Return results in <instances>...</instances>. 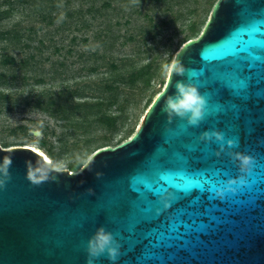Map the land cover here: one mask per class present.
I'll return each instance as SVG.
<instances>
[{
	"label": "water",
	"instance_id": "95a60500",
	"mask_svg": "<svg viewBox=\"0 0 264 264\" xmlns=\"http://www.w3.org/2000/svg\"><path fill=\"white\" fill-rule=\"evenodd\" d=\"M242 23L236 4L217 0L200 34L183 42L173 59L170 68L179 63L184 73L169 71L133 135L115 146L97 149L78 170L54 167L29 145L0 144V167L5 160H11L7 177L0 173V179H4L0 186V264H87V241L101 226L122 243L124 237L116 226L126 222L113 217V206L119 217L127 215L129 206L135 207L132 193L137 191L138 176L164 152V143L172 135L166 130L173 122L178 131L185 133L190 145L198 146L209 172L201 181L199 195L176 210L177 218L186 216L187 221L169 227L166 219L161 220L138 234L139 238H149L158 231L174 233L162 238L170 243L158 257H153V264H264V102L247 106L246 115L251 117L247 122L255 125V131L245 136L243 144L235 143L232 148L226 144L232 138L226 122L214 117V109L210 110L208 103L198 126H189L181 118L169 119L162 110L178 81L194 83L208 101L210 93L202 86L200 69L196 67L223 61L221 67L226 68L234 63L228 58L243 55L244 42L237 39L236 32ZM258 64L256 75L264 78V58ZM215 76L214 73L213 79ZM205 131L223 133L225 148L214 138L201 140ZM237 151L259 163L247 185H233L237 192L226 193L220 203H215L216 187L240 175L238 162L229 155ZM215 152L220 156L216 157ZM161 186L171 185L167 179L154 185L151 192L157 198L162 194ZM190 190L177 188L185 194ZM245 191L249 196L242 199ZM205 192L204 211L198 207L196 211H186L200 205ZM158 206L162 204L158 202ZM97 211L101 214L96 215ZM135 242L129 241L127 251L120 250L115 264H133L128 252ZM94 264L112 262L105 253Z\"/></svg>",
	"mask_w": 264,
	"mask_h": 264
},
{
	"label": "rangeland",
	"instance_id": "374dc122",
	"mask_svg": "<svg viewBox=\"0 0 264 264\" xmlns=\"http://www.w3.org/2000/svg\"><path fill=\"white\" fill-rule=\"evenodd\" d=\"M105 1L62 0L53 23L33 5L12 4L0 22L1 146H37L54 167L75 171L97 149L129 139L165 66L200 34L217 0ZM6 32L21 41L8 43ZM6 56L16 62L4 64Z\"/></svg>",
	"mask_w": 264,
	"mask_h": 264
},
{
	"label": "snow or ice",
	"instance_id": "6c2138e0",
	"mask_svg": "<svg viewBox=\"0 0 264 264\" xmlns=\"http://www.w3.org/2000/svg\"><path fill=\"white\" fill-rule=\"evenodd\" d=\"M231 2L237 5L242 17V26L236 32L239 34L237 39L244 42V54L236 58H228L234 60V63L226 68L221 67L223 61H210L196 68L200 69L199 80L202 86L210 93L207 101L210 110L214 109L215 118L226 122L225 128L232 135L228 140L243 144L245 136H251L255 131V125L247 122L251 117L246 115L245 109L250 103L264 102V95H261L264 92V78H258L256 75L258 62L264 58V0H231ZM257 5L259 7H256ZM214 73L215 79H213ZM205 81L210 82L205 84ZM166 131L171 132L172 135L164 143V152L152 166L138 176L137 191L132 193L136 201L135 207L129 206L127 215L119 217L116 215L115 205L113 206V217L118 221L126 222L123 226L120 224L116 226L119 235L124 237L123 242L119 243L120 250L127 251L129 241H136L128 252L133 264H153V257H158L166 250L165 245L170 241L162 238L174 233L158 231L149 238H139L138 234L144 232L149 225L155 227L161 220L166 219L169 227L187 221L186 216L178 219L176 210L183 207L185 201L190 203L199 195L201 181L209 172L203 153L198 146L189 144L185 133L178 131L174 122ZM215 156L220 155L217 156L215 152ZM195 160H199L200 163L197 164ZM258 163L259 160L253 157L251 169L246 173L239 170L237 183L233 185H247L248 178ZM240 177H243V183H240ZM165 179L171 185L161 186L162 193L171 194L167 207L161 201V195L157 198L151 192L154 185ZM204 187L207 188V185ZM177 188L191 190L185 194L184 191H177ZM232 188L235 191L226 190L222 197L215 194L218 198L215 203H220L226 193L237 192L236 187ZM248 196L249 193L245 191L241 198L246 199ZM201 201L200 205L188 208L186 211H196L198 207L203 212L207 204V192L201 197ZM158 202L162 207L158 206ZM100 214L101 212L97 211L96 215ZM129 220L130 223H127ZM177 231L183 232L184 229L177 228Z\"/></svg>",
	"mask_w": 264,
	"mask_h": 264
},
{
	"label": "clouds",
	"instance_id": "9594fccd",
	"mask_svg": "<svg viewBox=\"0 0 264 264\" xmlns=\"http://www.w3.org/2000/svg\"><path fill=\"white\" fill-rule=\"evenodd\" d=\"M166 71L174 72L182 75L184 73L183 67L177 63L175 67L169 68L165 66ZM206 99L200 93L198 87L191 82L178 81L175 86V92L167 96L162 110L167 114L169 119L174 117L181 118L187 121L189 126H198L204 119L206 112ZM221 142V148H225L224 135L217 131H205L202 133L200 139L205 141ZM228 148H232L235 143L232 140L226 142ZM229 155L238 162L239 170L242 173L248 172L253 166V157L242 152H230ZM11 160H5L3 167H0V173L7 177V168L10 166ZM240 183H243V177L239 178ZM237 183V179H228L221 187H217L215 194L222 197L224 192L235 191L231 186ZM4 179H0V186H3ZM170 193H162L161 201L165 207L168 206ZM86 251L88 254L87 264H94L95 259L101 255L107 254L108 259L115 264L120 252L119 242L114 238L113 234L107 231L103 226L98 227L95 233L87 241Z\"/></svg>",
	"mask_w": 264,
	"mask_h": 264
},
{
	"label": "trees",
	"instance_id": "16d2710c",
	"mask_svg": "<svg viewBox=\"0 0 264 264\" xmlns=\"http://www.w3.org/2000/svg\"><path fill=\"white\" fill-rule=\"evenodd\" d=\"M17 1H20L22 3H25L27 5H33V10L38 12L41 17L43 19H45L46 17L49 18V22L53 23L54 19L58 16V12L60 11V9L62 7H64V4L62 2V0H2V3L4 5H8L9 7L7 8H1L0 7V22L2 20H4L5 18L9 17L11 15V6L14 2H17ZM94 3L96 2V0H93ZM126 2H133V3H138V0H125ZM157 2H162V3H165L167 0H155ZM111 2L112 0H106L105 2H103V6H110L111 5ZM93 3V4H94ZM103 7H100L99 9H94V7H91L88 12H92V11H100ZM56 12L55 14V17L52 15V13ZM5 35H2V38L4 40H6L8 43H14L13 39H16L15 40V43L17 42H20L21 39L19 37H17V35H14V38L11 36H8V32L4 33ZM13 38V39H12ZM14 43V44H15ZM16 62V59L12 56H6L4 59H3V63L4 64H7V63H15ZM2 74V73H1ZM0 74V85H3L5 83H7L6 80L4 81H1V78H2V75L4 76V74L1 75ZM137 79V75H131V81L132 83H134ZM42 108V107H41ZM49 157L51 158V155H49Z\"/></svg>",
	"mask_w": 264,
	"mask_h": 264
},
{
	"label": "bare ground",
	"instance_id": "6f19581e",
	"mask_svg": "<svg viewBox=\"0 0 264 264\" xmlns=\"http://www.w3.org/2000/svg\"><path fill=\"white\" fill-rule=\"evenodd\" d=\"M31 147H33L35 150H37L38 152L42 153L46 158L47 160L52 163V160L51 158L49 157V155H47L41 148L37 147V146H34V145H29Z\"/></svg>",
	"mask_w": 264,
	"mask_h": 264
}]
</instances>
